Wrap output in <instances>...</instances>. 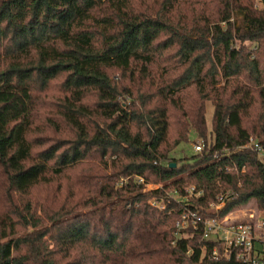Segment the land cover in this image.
<instances>
[{"label":"trees","instance_id":"trees-1","mask_svg":"<svg viewBox=\"0 0 264 264\" xmlns=\"http://www.w3.org/2000/svg\"><path fill=\"white\" fill-rule=\"evenodd\" d=\"M251 137L264 149L255 0H0V264H244L177 230L170 192L264 219Z\"/></svg>","mask_w":264,"mask_h":264},{"label":"built area","instance_id":"built-area-1","mask_svg":"<svg viewBox=\"0 0 264 264\" xmlns=\"http://www.w3.org/2000/svg\"><path fill=\"white\" fill-rule=\"evenodd\" d=\"M255 5L258 8H264V0L258 1ZM244 147L257 153L264 162V149L257 139L249 138ZM201 149L200 142L193 144L194 151L199 152ZM138 181L142 182V179L139 178ZM184 191V195H180L176 191L170 192V196L174 199L183 201L176 221L177 230L190 227L198 232L203 240L212 241V248L209 252L212 259L233 258L244 264H264V219L262 213L256 218L251 213L249 220H238L234 218L236 214L233 215V209L221 214L225 204L233 198L230 194L219 193L215 200L204 207L196 206L192 202L203 195L201 189L188 186L184 188ZM150 204L161 209L164 208L162 201L151 199ZM202 252L204 253V250Z\"/></svg>","mask_w":264,"mask_h":264},{"label":"rangeland","instance_id":"rangeland-1","mask_svg":"<svg viewBox=\"0 0 264 264\" xmlns=\"http://www.w3.org/2000/svg\"><path fill=\"white\" fill-rule=\"evenodd\" d=\"M258 1L260 0H255V4L258 3ZM211 116H212V105L210 103H207L206 105V123H207V127L210 128V120H211ZM190 140H195V138L193 136L190 137ZM196 142H199V140H196ZM194 142V143H196ZM193 142H190L188 144L185 145H181L174 153L173 155L175 157H181L183 155V153H185L186 155H190L194 153L193 150ZM162 186L160 183H147V185L145 186V189H152V188H157ZM151 201V200H150ZM254 214V217L256 218L259 214H261L260 211H258L255 207V202L253 199L248 200L246 203L244 204H239L237 206H235L233 208V215H235L234 218L238 219V220H249V214Z\"/></svg>","mask_w":264,"mask_h":264},{"label":"water","instance_id":"water-1","mask_svg":"<svg viewBox=\"0 0 264 264\" xmlns=\"http://www.w3.org/2000/svg\"><path fill=\"white\" fill-rule=\"evenodd\" d=\"M169 165H170V166H175V163L172 162V163H170Z\"/></svg>","mask_w":264,"mask_h":264}]
</instances>
